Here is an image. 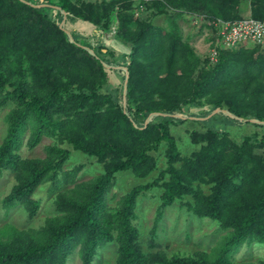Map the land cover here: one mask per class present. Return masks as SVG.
<instances>
[{"label": "trees", "instance_id": "obj_1", "mask_svg": "<svg viewBox=\"0 0 264 264\" xmlns=\"http://www.w3.org/2000/svg\"><path fill=\"white\" fill-rule=\"evenodd\" d=\"M248 10L263 20L264 0H0V115L9 108L0 176L10 172L17 181L2 206L6 215L25 207L34 218L43 203L34 200L36 191L52 182L59 192L58 216L42 230L43 243L7 227L0 264H67L77 250L83 264H94L111 244L113 264H253L235 256L245 244L264 245V137L234 140L227 126L264 129L263 45L226 48L215 39L212 60L184 41L176 23L182 12L237 21ZM163 15L169 27L154 23ZM81 22L93 26L94 44L81 40ZM112 27L129 53L114 57L103 45ZM109 71L120 79L114 88ZM193 108L200 114H189ZM186 123L203 127L189 132L190 154L172 135ZM28 127L31 147L43 137L54 141L46 159L21 157ZM162 146L166 166L154 177ZM74 153L103 172L89 181L80 180L83 164L65 172ZM119 173L144 183L113 206ZM214 183L207 195L202 185ZM149 193L159 201L155 224L179 204L226 235L190 256L166 252L155 229L144 241L135 222Z\"/></svg>", "mask_w": 264, "mask_h": 264}, {"label": "rangeland", "instance_id": "obj_2", "mask_svg": "<svg viewBox=\"0 0 264 264\" xmlns=\"http://www.w3.org/2000/svg\"><path fill=\"white\" fill-rule=\"evenodd\" d=\"M135 11V18L140 16V12L144 9L140 6ZM171 15L174 13L172 9ZM178 12V11H177ZM179 11L178 13H181ZM170 14V13H169ZM242 19L251 18L250 11H243L241 13ZM206 18L191 12H182L177 19L176 23L178 24L184 41L189 42L190 46L193 47L195 52L202 57H211L215 49H213V44L216 39L217 43V32L214 30L213 20H205ZM240 19V20H242ZM168 19L166 15L157 17L154 19L155 25H161L164 27H169ZM233 22V21H230ZM78 33H80L81 40L88 39L91 44H94L95 36L91 35V30L93 26L90 24H83L82 22L76 25ZM73 29V26L71 27ZM110 29L105 33L103 37V45L113 52L115 55H124L131 51V45L121 41L116 37L115 29ZM72 31V30H71ZM76 31V30H75ZM218 45H222L221 42ZM246 46L247 49L254 48L257 44L244 42L240 44ZM261 50H264V44H262ZM113 57V56H112ZM216 60V58L214 59ZM110 75V87L114 88L119 85L120 79L116 74L114 75L109 71ZM9 113V108L3 110L0 115V145L3 143L4 138L7 133V125L5 122V116ZM200 114V109H192L189 114ZM187 116V115H184ZM190 116V115H189ZM187 121V120H186ZM254 124H247L245 126H227V131L230 133L229 137L234 140H242L245 136L258 135V138L264 137V129L253 126ZM217 126V125H216ZM216 126L213 127L216 129ZM203 130L202 125H191L186 123L184 125H179L175 128H172V135L177 140L178 149L180 152L190 154L194 150V146L190 143L189 132H197L196 130ZM32 128L28 127L27 132L23 137L19 153L22 158L25 159H46L49 148L54 141L49 137H43L42 140L36 144L34 147H31L29 140L32 134ZM166 146H162L159 155V167L155 172L154 177H156L159 171L166 166L165 155L163 154ZM84 165L85 168L79 173L81 181H89L103 172L101 166L93 159H89L84 155L74 153L73 156L65 163L64 171L68 170H78V166ZM178 168L181 167L180 164H177ZM176 165V166H177ZM152 178L146 179L150 181ZM17 183L15 176L10 172H5L0 176V238L2 240L9 239L7 233L2 236V231H6L7 227H12V231H19L23 234L32 235L37 244L43 243V229L48 223V221L56 218L58 216L56 208V195L59 192L55 189V186L52 182L46 183L41 186L34 195V200L43 199L42 207L40 212L34 217L29 218V212L25 207H19L13 209L8 215H6L5 210L2 206V201L6 198L11 192L12 188ZM144 181L138 180L134 175L130 173H119L117 175L116 186L109 197L110 205L115 206L117 200L126 192L134 188L139 184H143ZM198 184V183H197ZM196 182L194 185H197ZM215 186V183L212 185H202L204 192L208 195L212 192V187ZM60 189V188H59ZM153 194V193H152ZM151 193L149 195L142 197L141 204L139 206L138 220L135 222L143 235L144 241H150V233L155 229L157 244H160L164 250L169 254L173 253H182V255H193L196 252L210 250L211 247L216 244L215 242L221 239L226 235L225 231L218 230V223L210 219H199L192 214H189L187 210L181 209L179 204L177 206L170 208L166 211L163 218L156 222L155 217L157 209L159 206V201L156 197L154 200L151 198ZM185 200H190V198H185ZM143 225L141 227L140 225ZM11 231V232H12ZM189 235V239L187 236ZM8 237V238H7ZM47 239V236L45 237ZM144 241L143 246L146 251H148V244L145 245ZM148 241V242H149ZM78 250L72 254L69 258L67 264H83L80 258ZM116 249L115 245L111 244L104 247L99 255L95 258L94 264H113L116 258ZM235 260L237 263L240 262H250L258 263L264 261V245H259L253 243L251 245H243L240 251L236 254Z\"/></svg>", "mask_w": 264, "mask_h": 264}, {"label": "built area", "instance_id": "obj_3", "mask_svg": "<svg viewBox=\"0 0 264 264\" xmlns=\"http://www.w3.org/2000/svg\"><path fill=\"white\" fill-rule=\"evenodd\" d=\"M215 32H217V44L219 42L226 48H232L244 42L262 45L264 44V19L254 18L237 21L213 20ZM212 60L216 57L213 53Z\"/></svg>", "mask_w": 264, "mask_h": 264}]
</instances>
